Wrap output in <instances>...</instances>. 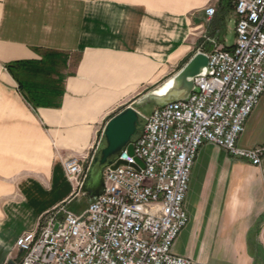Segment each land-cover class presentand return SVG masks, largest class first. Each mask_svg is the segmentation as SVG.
Returning a JSON list of instances; mask_svg holds the SVG:
<instances>
[{"label": "crops", "instance_id": "0c3cea01", "mask_svg": "<svg viewBox=\"0 0 264 264\" xmlns=\"http://www.w3.org/2000/svg\"><path fill=\"white\" fill-rule=\"evenodd\" d=\"M236 19L232 0H0V264H17L18 236L77 199L65 161L89 167L106 122L177 73L202 33L231 48ZM238 143L264 145V95ZM185 206L175 254L264 264V156L255 166L204 144Z\"/></svg>", "mask_w": 264, "mask_h": 264}, {"label": "built area", "instance_id": "2783aa9c", "mask_svg": "<svg viewBox=\"0 0 264 264\" xmlns=\"http://www.w3.org/2000/svg\"><path fill=\"white\" fill-rule=\"evenodd\" d=\"M237 16L231 48L206 37L213 74L196 77L188 100L155 106L133 154L105 168V189L76 213L64 205L40 218L15 247L17 264H194L173 246L189 221L185 206L192 169L207 143L259 166L264 145H239L248 118L264 95V0H232ZM211 18L216 8L207 6ZM141 164H140V163ZM80 190L88 167L65 161Z\"/></svg>", "mask_w": 264, "mask_h": 264}, {"label": "water", "instance_id": "95a60500", "mask_svg": "<svg viewBox=\"0 0 264 264\" xmlns=\"http://www.w3.org/2000/svg\"><path fill=\"white\" fill-rule=\"evenodd\" d=\"M211 74L213 69L209 65L208 54L198 51L164 83L170 81V85L164 92L159 91V88L164 85L162 84L158 89L144 94L133 105H128L113 115L104 126L80 188L81 195L85 196L89 202L97 199L105 189L104 169L116 161L126 148L129 154H133V144L143 136L147 124V118L141 112L143 106L153 104L163 107L172 102L188 100L193 92L198 91L195 84L196 77ZM121 163L126 162L117 160L114 167Z\"/></svg>", "mask_w": 264, "mask_h": 264}, {"label": "rangeland", "instance_id": "374dc122", "mask_svg": "<svg viewBox=\"0 0 264 264\" xmlns=\"http://www.w3.org/2000/svg\"><path fill=\"white\" fill-rule=\"evenodd\" d=\"M210 19V18H209ZM229 26H230V31H229V36L228 37H230V39H231V32H232V28H233V23L232 22H230V24H229ZM206 37H211V38H214V39H216V41L219 43V40H218V38H215L214 36H210L209 34H206L205 32L204 33H202L201 34V36H200V43H199V45L195 48V52L194 53H196V52H198L200 49H205L206 51H209V50H207V45L208 44H210V42H208L207 41V39H206ZM220 44V43H219ZM173 75H171L170 77H172ZM169 77V78H170ZM168 78V79H169ZM164 81V80H163ZM161 82V84H160V86L164 83V82ZM165 81H167V80H165ZM160 86H152V85H146L145 87H143V89H141L140 91H139V93H136L134 96H133V98L131 99V101H134V102H136V100H138L140 97H142V93H144V92H146V91H148L149 89H151V88H153V90L154 89H158V87H160ZM133 102V103H134ZM154 107H155V105H153V104H147V105H145V106H143L142 108H141V110H142V112L144 113V115H149L152 111H153V109H154ZM88 203H89V200L85 197V196H82L81 195V193H80V191H79V193H78V197H77V199L71 204V205H69L68 207L67 206H65L64 205V208H67V209H69V210H71V211H74V212H76V213H81V212H83L86 208H87V206H88ZM53 212H57V210H56V208L53 210ZM19 261H17V263H18Z\"/></svg>", "mask_w": 264, "mask_h": 264}, {"label": "bare ground", "instance_id": "6f19581e", "mask_svg": "<svg viewBox=\"0 0 264 264\" xmlns=\"http://www.w3.org/2000/svg\"><path fill=\"white\" fill-rule=\"evenodd\" d=\"M170 85V81H168L166 84L162 85L160 88H159V91L160 92H164L168 86ZM129 152H128V149L126 148L121 155H127ZM103 179H104V183H105V169H104V172H103Z\"/></svg>", "mask_w": 264, "mask_h": 264}, {"label": "trees", "instance_id": "16d2710c", "mask_svg": "<svg viewBox=\"0 0 264 264\" xmlns=\"http://www.w3.org/2000/svg\"><path fill=\"white\" fill-rule=\"evenodd\" d=\"M13 65H14V64H11V65L9 64V65L7 66L8 69H10L11 67H13Z\"/></svg>", "mask_w": 264, "mask_h": 264}]
</instances>
